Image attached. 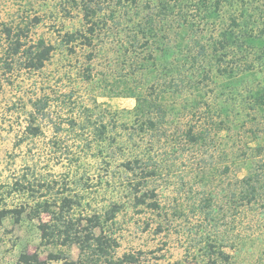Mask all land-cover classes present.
<instances>
[{
  "label": "rangeland",
  "instance_id": "rangeland-1",
  "mask_svg": "<svg viewBox=\"0 0 264 264\" xmlns=\"http://www.w3.org/2000/svg\"><path fill=\"white\" fill-rule=\"evenodd\" d=\"M219 1L220 6L217 0H137L135 5L125 0H0V29L24 26L36 17L40 23L30 38L54 47L41 71L25 72L14 64L7 72L0 38V207H31L32 198L12 188L16 181L35 188L44 181L53 190L37 196L78 195L76 216L121 206L103 231L119 244L116 258L133 256L123 264H212L209 245L228 254L229 264H264V187L256 200H241L239 180L250 164L240 159L239 145L249 135L247 126L235 127L237 117L243 119L240 109L249 99L248 89L264 80V70L259 80L241 84L205 64L210 78L202 81L201 94L182 89L179 98L167 99V119L156 132L141 131L133 113L136 87L143 91L155 81L161 89L169 84L178 43L187 47L185 54L197 48L196 42L208 45L231 18L257 32L264 28V0H247L244 12L240 0ZM92 24L90 46L82 39L70 45L61 41L66 33H87ZM162 43L163 52L156 46ZM184 63L191 67L188 60ZM201 65L192 74L200 76ZM134 66L143 69L132 74ZM225 117L232 121L220 131L217 123ZM31 122L40 129L37 137L28 134ZM101 125L106 126L104 140L95 137ZM204 126L210 141L201 147L185 143L183 131ZM134 157L148 160L156 171L145 189L156 195L155 210L132 205L130 176L122 163ZM24 217L18 223L5 219L0 226V264H15L22 252L37 253L46 264L78 260L75 246H41L38 222Z\"/></svg>",
  "mask_w": 264,
  "mask_h": 264
},
{
  "label": "trees",
  "instance_id": "trees-1",
  "mask_svg": "<svg viewBox=\"0 0 264 264\" xmlns=\"http://www.w3.org/2000/svg\"><path fill=\"white\" fill-rule=\"evenodd\" d=\"M125 1L133 5L137 2V0ZM240 2L244 5L247 0H240ZM221 3L217 0L215 5L220 6ZM245 6L246 4L243 6V12ZM89 13L91 15L94 14L93 11ZM39 20L35 17L26 21L24 26L17 25L12 27L5 24L2 25L0 38L4 41L5 48L2 62L3 68L7 72L14 70V64L18 70L38 72L50 60L54 47L43 39L34 41L30 38L32 28L39 25ZM93 32L94 27L92 24L87 29V33H66L62 36L61 41L66 45H70L82 39L86 46H90V36ZM162 44L156 46L157 49L163 52L164 49L162 47H165V44ZM196 47L195 50H188L187 52H190L185 54L187 49L185 45L178 43L175 46L177 53L173 56L176 61V68L172 71L168 70L169 74H174V76L170 77L167 86L161 89L155 81L148 86L149 88L143 87V91H140L139 87H136L138 91H132L131 95L136 101L133 113L138 119L137 122L141 131L156 132L159 130L158 126L167 119L168 111L166 110L165 102L169 98L173 100L179 98L182 89H186L193 95L201 94L200 85L202 81L210 78L205 73V64L211 67L212 70L215 69V72L220 77H225L226 80L239 79L241 84L245 83L248 79H250L251 83L259 80L257 78L258 72L262 69L264 70V28L257 32L235 18H231L230 25L223 29L219 36L212 39L208 45H201L199 42H196ZM148 57L153 61L155 59L153 53ZM183 60L191 62L190 66L192 68L186 69L187 62L183 64ZM200 64H204V66L201 65L199 73L201 75L192 74L190 70H198ZM196 65L197 67H195ZM131 69L132 74H136L143 68L134 66ZM86 78L90 79V76ZM248 90L249 99L244 102V106L240 109L243 111V114H240L243 119L241 120L237 117L235 127H248L249 141L239 145V154L242 157L236 159H246L249 161L248 164H250L247 175L239 180L241 185L240 198L241 200L250 202L251 200H256L261 195L264 187V144L259 143L262 138L264 139V80H259L255 87L252 88L251 86ZM200 100L201 98L196 102L194 101L196 107L200 105ZM227 120L229 118L225 117L217 123L220 131L229 129L227 126L232 120L230 119L229 122ZM210 123L216 124L212 120ZM27 131L32 137L40 135L39 127L34 126L33 122L28 125ZM105 135V125H101L96 129V139L99 138L101 140L103 138L104 140ZM210 136V129L205 126L199 129L189 127V129L182 132L185 143L190 144L192 147H201L206 144L207 141H210ZM111 142L114 144L115 139L112 138ZM249 142L257 143L254 147H249L247 145ZM122 167L130 176L129 184L132 188L133 207L145 206L150 210L157 209V202L153 200L156 196L154 191L145 190L148 180L156 174L155 169L149 167V161L134 157L133 159L123 161ZM33 184L30 182H15L12 188L13 192L23 195L27 194L28 197L32 198L33 205L28 208L20 206L14 209L0 207V226L8 218H12L18 223L23 219V215H25L24 218L28 221L36 220L38 222L37 229L39 231L41 246L67 248L75 246L78 249V260L70 264H123V262H130L134 259L130 254L123 255L122 258H116L115 252L119 244L115 238L103 231V226L114 220L120 212V205L111 204L104 209L103 213L92 212L90 215L79 214L76 216L74 211L81 206L80 199L77 197L78 195H62L61 197H57L55 194L54 196L49 194V197H46V193H42L40 196H37L36 194L43 189L47 193H50L53 187L50 183L44 181H39L36 188ZM43 215L48 216V221L42 220ZM209 247L215 259L211 261L212 264H229L228 254L221 251V249L215 250V246L213 245H209ZM49 257L57 259L55 256L49 255ZM217 259H221L220 262ZM15 264H46V262L41 260L37 253L22 252L17 257Z\"/></svg>",
  "mask_w": 264,
  "mask_h": 264
}]
</instances>
